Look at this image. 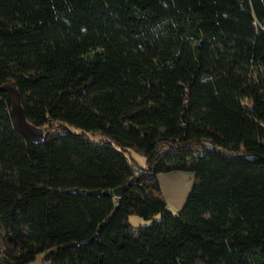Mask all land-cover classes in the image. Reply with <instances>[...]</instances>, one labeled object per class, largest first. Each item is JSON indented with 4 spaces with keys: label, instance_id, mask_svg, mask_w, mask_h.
<instances>
[{
    "label": "trees",
    "instance_id": "obj_1",
    "mask_svg": "<svg viewBox=\"0 0 264 264\" xmlns=\"http://www.w3.org/2000/svg\"><path fill=\"white\" fill-rule=\"evenodd\" d=\"M7 82L0 264H264V0H0Z\"/></svg>",
    "mask_w": 264,
    "mask_h": 264
},
{
    "label": "water",
    "instance_id": "obj_2",
    "mask_svg": "<svg viewBox=\"0 0 264 264\" xmlns=\"http://www.w3.org/2000/svg\"><path fill=\"white\" fill-rule=\"evenodd\" d=\"M0 93L7 94L11 104L10 115L13 118L14 128L21 133L26 140L31 141L32 143L42 144L45 140L46 131L42 128L36 127L33 123L31 124L23 112V106L20 103V92L18 91L15 84L7 82L5 85L0 86ZM138 179V175L129 180L127 185L122 184L116 189H106L102 191L101 189L94 190L93 195L108 196L113 195L116 197H121L122 193L128 189V186L134 185ZM86 191V190H85ZM74 192H78V189L74 188ZM117 207V206H116Z\"/></svg>",
    "mask_w": 264,
    "mask_h": 264
},
{
    "label": "rangeland",
    "instance_id": "obj_3",
    "mask_svg": "<svg viewBox=\"0 0 264 264\" xmlns=\"http://www.w3.org/2000/svg\"><path fill=\"white\" fill-rule=\"evenodd\" d=\"M78 131V130H74ZM138 161L144 163L143 157L135 154ZM193 177L194 173L187 170H171L170 172L162 173L160 172V185L162 187V193L164 198H166V206L169 210L175 211L176 213L181 210V207L187 199V195L193 187ZM161 213L155 215L152 219H159ZM151 218L148 220L139 216L135 213L128 217V222L130 224H146L149 221H152Z\"/></svg>",
    "mask_w": 264,
    "mask_h": 264
},
{
    "label": "crops",
    "instance_id": "obj_4",
    "mask_svg": "<svg viewBox=\"0 0 264 264\" xmlns=\"http://www.w3.org/2000/svg\"><path fill=\"white\" fill-rule=\"evenodd\" d=\"M41 254L37 256L34 260L30 261L29 263L27 262L26 264H43Z\"/></svg>",
    "mask_w": 264,
    "mask_h": 264
},
{
    "label": "built area",
    "instance_id": "obj_5",
    "mask_svg": "<svg viewBox=\"0 0 264 264\" xmlns=\"http://www.w3.org/2000/svg\"><path fill=\"white\" fill-rule=\"evenodd\" d=\"M139 171V170H138Z\"/></svg>",
    "mask_w": 264,
    "mask_h": 264
}]
</instances>
